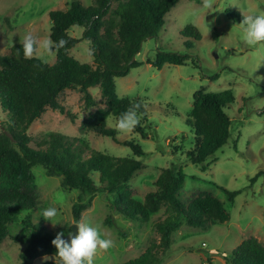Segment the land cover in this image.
Masks as SVG:
<instances>
[{
  "label": "rangeland",
  "instance_id": "1",
  "mask_svg": "<svg viewBox=\"0 0 264 264\" xmlns=\"http://www.w3.org/2000/svg\"><path fill=\"white\" fill-rule=\"evenodd\" d=\"M73 0H0V55L7 54L12 45L23 44L26 34L36 42L35 56L46 64L56 59L52 45L45 51L39 44L49 39L51 11L65 10ZM88 7L94 0H77ZM230 10L240 19L234 21L225 11ZM264 14V0H179L165 16V24L157 39H147L141 46L136 61L142 65L129 74L115 79L119 98H138L146 110V118L139 117L136 126L128 132L120 131L112 116L107 127L117 132L119 143L108 137L83 129L82 123L95 111L104 108L98 87L89 89L95 102L87 107L78 90H64L58 103L69 116L46 109L27 130L30 146L46 139L49 134L84 140L89 150L114 157L131 156L123 142L132 140L145 152L143 167L131 178L129 184L134 198L142 201L155 190L154 182L164 169L173 168L185 178L179 200L187 205L190 199L208 193L223 203L230 215L226 223L203 228L181 224L172 234L168 250L160 254V264H225L223 257L242 241L254 237L264 245V42L249 46L243 42V17ZM192 25L201 39L183 38V29ZM83 29L73 26L69 36L79 39ZM184 42H191L187 49ZM171 51L190 57L184 65L165 64L161 70L152 67L157 51ZM69 55L81 63H92L89 43L80 41ZM217 76V77H215ZM262 78L260 81V77ZM215 77V78H214ZM214 78V79H213ZM259 81V82H258ZM232 90L235 102L226 109L231 120L230 136L204 165H192L186 152L193 149V134L186 127L196 92H222ZM7 115L0 108L1 125ZM141 128V130H139ZM88 154V153H87ZM253 184L250 180L259 174ZM34 187L31 191L35 210L31 222L40 223L45 232L56 235L69 231L74 224L71 207L78 191L65 189L59 178L47 177L40 166L32 169ZM240 191L233 203L224 192ZM86 199H84V202ZM57 209L52 222L40 217L46 208ZM23 213L8 227V235L0 242V264H19L23 249L14 238L26 236L21 224ZM164 218V208L153 214L146 223L129 220L112 210L106 195L92 199L82 212L81 219L98 227L104 238L113 241L107 250L98 249L94 264H124L142 255L150 244L159 241L154 224ZM55 259L46 255L34 260L42 264Z\"/></svg>",
  "mask_w": 264,
  "mask_h": 264
},
{
  "label": "trees",
  "instance_id": "2",
  "mask_svg": "<svg viewBox=\"0 0 264 264\" xmlns=\"http://www.w3.org/2000/svg\"><path fill=\"white\" fill-rule=\"evenodd\" d=\"M178 2L94 0L86 7L73 0L67 9L48 14L51 23L49 39L56 53L53 64H46L35 56L36 46L31 57L24 56L23 44L12 45L7 54L0 55V108L7 115L0 131V242L8 235L9 225L25 213L21 224L27 235L14 238L23 246L18 256L19 264H33L35 259L46 255L55 261L42 264H60L51 243L56 235L45 232L40 223L31 222V213L35 210L31 193L34 187L32 169L36 166H40L47 177L59 178L63 188L78 191L77 200L71 207L74 223L80 221L82 212L98 195L108 197L112 210L140 223L148 222L153 214L164 208V218L154 224L159 234L158 243L150 244L142 255L124 264H160L159 255L170 248L172 234L181 224L203 228L229 221L230 215L223 203L208 193L198 194L183 205L179 192L185 176L173 168L162 170L154 182L155 190L147 193L142 201L134 198L129 182L143 167L141 159L146 154L132 140L123 142L130 148L131 156L114 157L89 150L84 140L58 134H49L46 139L37 141L33 148L27 135L30 125L46 109L69 116L58 103L64 90H78L85 105L93 107L95 102L89 89L98 87L104 108L91 114L82 123V130L93 131L119 143L117 132L107 127L108 117L112 116L117 123L123 113L135 110L138 117L145 119L146 110L138 98H119L115 79L127 76L131 69L142 65L136 57L143 42L158 38L165 16ZM225 13L234 21L240 19L229 9ZM73 26L83 29L79 39L68 34ZM181 36L195 41L201 39L198 29L192 25L186 26ZM61 40L65 42L62 46ZM80 41L89 43L92 63H81L69 55ZM191 44L184 42L187 49L192 48ZM190 57L159 50L149 64L161 70L165 64L184 65ZM234 102L230 89L195 93L185 120L186 127L193 134V149L186 152L192 165L201 166L205 171L207 159L227 143L231 120L226 109ZM258 175L260 173L250 180L251 184ZM220 189L230 203L241 193ZM69 231L61 232L67 235ZM223 262L264 264V245L249 237L233 249L229 257H223Z\"/></svg>",
  "mask_w": 264,
  "mask_h": 264
},
{
  "label": "clouds",
  "instance_id": "3",
  "mask_svg": "<svg viewBox=\"0 0 264 264\" xmlns=\"http://www.w3.org/2000/svg\"><path fill=\"white\" fill-rule=\"evenodd\" d=\"M242 24L244 25L242 32L244 43L249 46H256L260 42H264V14L247 15L243 17ZM52 43L50 39H45L39 44V47L47 51L50 49ZM59 43L62 46L65 42L61 40ZM36 45L35 38L31 34H26L23 40L24 56L31 57ZM261 79L260 77L259 81ZM138 122L139 117L136 111L129 110L120 116L117 120L116 127L120 131L128 132ZM57 214L56 208L49 207L42 211L40 217L53 223V218ZM74 224L77 227L75 235L69 231L67 233V239H65L63 238L65 233L58 232L51 241L56 249V255L60 258V264H94V256L98 249L107 250L113 246V241L109 238H104L99 228L93 227L89 221L82 219Z\"/></svg>",
  "mask_w": 264,
  "mask_h": 264
},
{
  "label": "water",
  "instance_id": "4",
  "mask_svg": "<svg viewBox=\"0 0 264 264\" xmlns=\"http://www.w3.org/2000/svg\"><path fill=\"white\" fill-rule=\"evenodd\" d=\"M132 60H134V59H132ZM71 232H72L73 235L76 234V232H77V227H76V225H73ZM63 238L67 239V235H65Z\"/></svg>",
  "mask_w": 264,
  "mask_h": 264
},
{
  "label": "built area",
  "instance_id": "5",
  "mask_svg": "<svg viewBox=\"0 0 264 264\" xmlns=\"http://www.w3.org/2000/svg\"><path fill=\"white\" fill-rule=\"evenodd\" d=\"M203 264H209V263L205 261V262H203Z\"/></svg>",
  "mask_w": 264,
  "mask_h": 264
}]
</instances>
